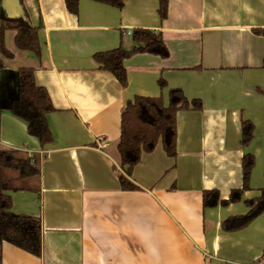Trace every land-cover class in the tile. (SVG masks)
<instances>
[{"label": "crops", "instance_id": "obj_1", "mask_svg": "<svg viewBox=\"0 0 264 264\" xmlns=\"http://www.w3.org/2000/svg\"><path fill=\"white\" fill-rule=\"evenodd\" d=\"M122 1L79 0L74 15L64 0H0V22L37 28L41 49L18 50L16 31L3 32L12 56L0 54V147L40 157L39 191L10 192L11 212L39 218L41 255L4 242L0 264H264V212L240 230L221 228L264 188V0H168L164 20L158 0ZM134 29L159 33L168 56L125 59L122 86L92 57L130 50ZM20 68L33 69L52 106L44 147L8 110ZM175 88L201 109L177 113L175 158L160 144L143 153L129 177L138 190L122 191V109L136 96L166 104ZM243 121L254 128L246 146ZM245 154L254 165L242 200L204 208L205 191L226 201L241 188Z\"/></svg>", "mask_w": 264, "mask_h": 264}, {"label": "trees", "instance_id": "obj_2", "mask_svg": "<svg viewBox=\"0 0 264 264\" xmlns=\"http://www.w3.org/2000/svg\"><path fill=\"white\" fill-rule=\"evenodd\" d=\"M79 0H64L68 12L77 14ZM108 6L121 8L122 0H91ZM168 0H158V15L161 20L166 18ZM5 29L16 31L14 43L18 50L40 56V44L37 37L38 29L12 22H0V54L5 57L12 55L5 49L3 32ZM264 34V31H256ZM133 47L125 50L121 46L98 52L93 60L102 71L111 73L120 85H126V70L123 61L138 53L166 58L168 51L159 33L146 29H134L131 33ZM264 68V61L262 64ZM159 87L165 86L164 81L158 82ZM202 107L200 100H188L180 89H170L167 103L161 96H136L129 100L122 109L120 116V135L117 143L119 157L118 181L122 191H136L138 187L130 180L133 167L140 161L143 153H150L160 144L168 158L176 156V115L180 111H198ZM10 113L26 124L27 134L38 140L40 147L52 142V134L47 124L46 115L52 111L49 97L44 88L36 85L33 69L20 68L16 73V97ZM1 114V109H0ZM253 125L249 121L241 123V144L246 146L253 137ZM254 165L251 154L241 158V188L232 190L226 201H219L216 190L203 193V207L211 208L220 204L237 203L242 194L249 189L250 173ZM40 157L28 155L16 150L0 147V244L7 243L34 257L41 255V225L37 217L16 215L11 212L12 201L10 192H38L40 184ZM247 212L224 220L221 228L225 231H236L248 226L264 212V188L258 197L243 201ZM264 253V247H263Z\"/></svg>", "mask_w": 264, "mask_h": 264}, {"label": "built area", "instance_id": "obj_3", "mask_svg": "<svg viewBox=\"0 0 264 264\" xmlns=\"http://www.w3.org/2000/svg\"><path fill=\"white\" fill-rule=\"evenodd\" d=\"M127 34L129 35L130 33H129V32H127Z\"/></svg>", "mask_w": 264, "mask_h": 264}, {"label": "water", "instance_id": "obj_4", "mask_svg": "<svg viewBox=\"0 0 264 264\" xmlns=\"http://www.w3.org/2000/svg\"><path fill=\"white\" fill-rule=\"evenodd\" d=\"M15 97H16V95H15ZM14 100H15V98H14ZM9 108H10V107H9ZM9 108H8V109H9Z\"/></svg>", "mask_w": 264, "mask_h": 264}]
</instances>
